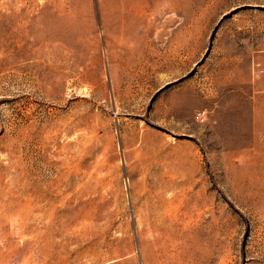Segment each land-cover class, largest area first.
<instances>
[{
	"label": "rangeland",
	"instance_id": "obj_1",
	"mask_svg": "<svg viewBox=\"0 0 264 264\" xmlns=\"http://www.w3.org/2000/svg\"><path fill=\"white\" fill-rule=\"evenodd\" d=\"M0 264H264V0H0Z\"/></svg>",
	"mask_w": 264,
	"mask_h": 264
},
{
	"label": "bare ground",
	"instance_id": "obj_2",
	"mask_svg": "<svg viewBox=\"0 0 264 264\" xmlns=\"http://www.w3.org/2000/svg\"><path fill=\"white\" fill-rule=\"evenodd\" d=\"M50 23V22H49ZM263 157V156H262Z\"/></svg>",
	"mask_w": 264,
	"mask_h": 264
}]
</instances>
